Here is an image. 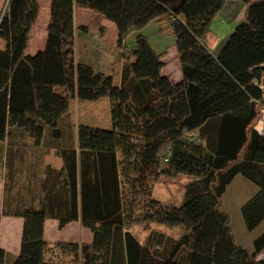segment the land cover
Instances as JSON below:
<instances>
[{
    "label": "trees",
    "instance_id": "1",
    "mask_svg": "<svg viewBox=\"0 0 264 264\" xmlns=\"http://www.w3.org/2000/svg\"><path fill=\"white\" fill-rule=\"evenodd\" d=\"M226 1L244 5L243 18L211 52L210 27ZM76 9L94 15L81 33H104V21L114 25L117 86L89 64H75ZM37 12V0H8L0 19V143L13 130L34 146L47 136L61 140L60 123L74 99L108 98L111 128L79 124L77 150L58 148L63 166L48 207L13 214L23 220L14 264H264L257 260L264 231L247 251L219 208L225 187L240 175L258 188L241 207L246 230L264 221V133L252 127L264 111V0H50L45 47L31 56ZM154 21L175 38L178 82L162 74L164 56L141 34ZM180 175L190 180L181 206L152 198L160 177ZM49 218L59 228L79 219L91 242L49 249ZM134 226L148 230L142 242ZM49 251L62 258L48 259Z\"/></svg>",
    "mask_w": 264,
    "mask_h": 264
},
{
    "label": "rangeland",
    "instance_id": "2",
    "mask_svg": "<svg viewBox=\"0 0 264 264\" xmlns=\"http://www.w3.org/2000/svg\"><path fill=\"white\" fill-rule=\"evenodd\" d=\"M38 12L34 25L30 34L29 48L26 55H34L45 47L46 28L49 23V9L50 0H37ZM6 0H0V17L4 13ZM244 7L241 3L230 2L223 6L220 15L211 24V30L216 36L214 41L208 42L210 51L216 52L219 44L228 36L233 30L236 23L243 18ZM94 15L89 11L75 10V47L77 61L85 64L94 62L95 58L98 65L94 63L90 65L94 72L102 73L105 76L113 78V85L117 86L120 79V56L116 47L117 32L114 25L108 21L103 22L105 29L104 33H97L94 31L88 32V36L79 32L81 27H89ZM141 34L146 36L149 44L157 54H161L165 67L164 72L173 80L179 77V66L175 51V38L164 27V24L158 21L151 22L142 31ZM131 39L126 43L130 45ZM0 47L3 43L0 42ZM95 57V58H94ZM79 124L87 125L93 128L108 130L111 128L110 117V102L108 98H102L97 101H81L74 99L70 102L67 113L63 116L60 123L62 131L61 140H52L50 136L45 138V144H57L59 146L68 145L69 142L74 143L75 131ZM253 129L260 133H264V111L261 112L258 119L252 125ZM26 135L20 133L16 137L18 141L22 142L26 139ZM11 139V138H10ZM9 139V140H10ZM189 178L183 175L171 178L160 177L154 184L152 198L155 200L173 207H179L184 201L185 186L189 182ZM247 182L240 175H237L231 185L227 187L220 198V211L225 213L229 218V226L231 233L235 239L236 244L252 251L253 240L262 230H264V223L260 225L255 231H247L244 221L241 216V207L245 204L244 195L248 190ZM155 227L164 233L177 236L181 230L178 228ZM131 232L143 241L148 230L143 226H134ZM264 257V251L257 257L260 259Z\"/></svg>",
    "mask_w": 264,
    "mask_h": 264
},
{
    "label": "crops",
    "instance_id": "3",
    "mask_svg": "<svg viewBox=\"0 0 264 264\" xmlns=\"http://www.w3.org/2000/svg\"><path fill=\"white\" fill-rule=\"evenodd\" d=\"M229 3L230 1H226L224 6ZM242 6L244 7V5ZM73 29V52L76 64L78 61L75 47V36L77 34L75 29V11ZM84 34L88 36V33ZM226 37L223 39H226ZM29 43L30 35L28 48L30 46ZM90 63H94L95 66L98 65L96 58L94 62H91V60L89 62V65H93ZM163 70L162 74L168 76ZM180 78L179 73L178 79L172 80L178 82ZM20 133L22 132L13 130L10 136L11 139L9 138L10 140L7 139L3 143H0V250L3 251L1 264H14L20 252L23 220L13 214L26 208L40 209L41 205H47L48 207L47 193L49 192L51 182L55 180L57 172L63 166L62 159L58 155V148L74 147L77 150V129L75 131L74 143L69 142L68 145L64 144V146L54 143L52 145L42 143L39 146H34L27 136H25L26 139H23L21 143L16 142L18 141L16 137H19ZM236 176L225 187V190L231 185ZM242 178L245 179L244 177ZM245 180L248 184L247 193L244 195L246 203L258 191V188L247 179ZM262 223L264 221L253 231L259 228ZM43 235L49 249L58 243H70L81 246L82 244H89L91 242L90 232L82 227L79 219L68 223L63 228H59L57 220L46 219ZM46 257L48 259L62 258L57 252L52 254L50 251ZM63 259H66V257ZM260 259H264V257Z\"/></svg>",
    "mask_w": 264,
    "mask_h": 264
},
{
    "label": "water",
    "instance_id": "4",
    "mask_svg": "<svg viewBox=\"0 0 264 264\" xmlns=\"http://www.w3.org/2000/svg\"><path fill=\"white\" fill-rule=\"evenodd\" d=\"M7 3H8V0H6V4H5V7H4V10H5V8H6ZM2 15H3V14H2ZM1 17H2V16H1ZM1 17H0V19H1Z\"/></svg>",
    "mask_w": 264,
    "mask_h": 264
}]
</instances>
